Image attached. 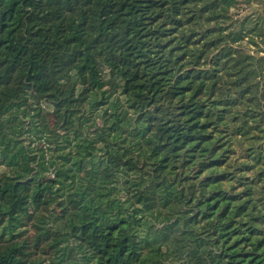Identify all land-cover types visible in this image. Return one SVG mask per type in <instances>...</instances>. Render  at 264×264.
<instances>
[{
    "label": "trees",
    "instance_id": "obj_1",
    "mask_svg": "<svg viewBox=\"0 0 264 264\" xmlns=\"http://www.w3.org/2000/svg\"><path fill=\"white\" fill-rule=\"evenodd\" d=\"M257 1L0 0V264H264Z\"/></svg>",
    "mask_w": 264,
    "mask_h": 264
},
{
    "label": "rangeland",
    "instance_id": "obj_2",
    "mask_svg": "<svg viewBox=\"0 0 264 264\" xmlns=\"http://www.w3.org/2000/svg\"><path fill=\"white\" fill-rule=\"evenodd\" d=\"M255 7H257V9H264V0H258L257 2L254 3ZM245 11V12H244ZM248 11V7L243 5V4H239V6L236 8V10H232L231 12V17L233 20L239 19L240 17H242L243 13H246ZM249 50L253 51V49H257L255 46H248ZM51 62L52 64L54 63V65L57 64V60H55L52 57L47 56L44 63L43 64H47ZM44 67L43 66H39V67H35L34 69L31 70V75L29 76V81H37L39 78V72L41 70V72L43 71ZM45 71V69H44ZM25 82L26 80L23 79H18L17 82L15 83V87L17 90H21L24 88L25 86ZM41 90V88L39 89ZM61 93H62V97L64 98H71L74 95V90L66 85L61 86ZM6 96H0V102H6L7 98H5ZM31 232H29V237L32 238L31 236ZM28 239V238H27ZM27 243H29V240L27 241ZM6 248V247H4ZM24 253H30L33 251L32 247L30 245H27L26 247L23 248L22 250Z\"/></svg>",
    "mask_w": 264,
    "mask_h": 264
}]
</instances>
